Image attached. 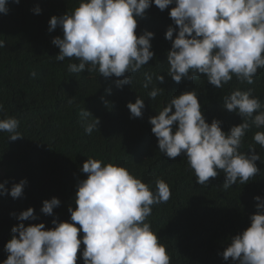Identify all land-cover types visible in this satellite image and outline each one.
Returning a JSON list of instances; mask_svg holds the SVG:
<instances>
[{
	"label": "clouds",
	"instance_id": "1",
	"mask_svg": "<svg viewBox=\"0 0 264 264\" xmlns=\"http://www.w3.org/2000/svg\"><path fill=\"white\" fill-rule=\"evenodd\" d=\"M153 3L160 11L175 5L169 12L174 26L165 33L171 41L167 75L173 81H192L203 75L207 83L222 89L234 77L251 85L264 69V0H79L71 13L49 20V32L60 28L63 33L52 40L59 48L56 61H78L68 64L71 73L87 70L106 79L122 77L115 81L118 88L132 84L130 74L149 65L154 57L151 41L155 33L137 35L138 21ZM7 4L8 0H0V13L8 14ZM33 12L39 15L42 9L37 6ZM3 47L5 41L0 40ZM36 75L31 73L33 78ZM144 76L143 87L152 86L148 96L155 100L164 89L154 86L151 74ZM156 80L163 84L165 77L158 75ZM223 101V109L242 120L227 133L222 121L207 122L194 90L173 96L149 123L159 151L172 160L186 158L196 184L207 186L210 178L223 173L222 187L227 190L260 174L256 164L260 154L254 147L247 152L241 148L250 127L264 129V105L251 89L236 88ZM105 105L110 106L107 101ZM127 108L130 118H142L144 99L137 97ZM0 112H4L3 104ZM79 115L85 133L99 128V119H90V111L82 109ZM19 125L13 116L0 118V132L8 134V141L23 137ZM253 141L264 148V130L256 131ZM80 171L86 178L76 185L75 207L68 208L70 221L53 219L50 229L44 223L26 226L24 221L37 219L33 208L11 213L20 223L11 229L3 264H78L81 258L84 264H170L166 247L148 221L153 206L171 197L167 182L158 178L152 190L127 168L95 158H87ZM27 183L22 179L9 189L5 180L0 183V195L18 199ZM254 199L256 212L249 217L250 226L231 237L219 253L231 264H264V198ZM60 205L59 198L46 199L41 212L53 216Z\"/></svg>",
	"mask_w": 264,
	"mask_h": 264
},
{
	"label": "trees",
	"instance_id": "2",
	"mask_svg": "<svg viewBox=\"0 0 264 264\" xmlns=\"http://www.w3.org/2000/svg\"><path fill=\"white\" fill-rule=\"evenodd\" d=\"M78 3L79 0H20L16 4L8 0V14L0 13V40L5 41V47L0 48V104L4 105L0 118L5 114L17 118L18 131L23 135L8 141V134L0 132V170L9 169L0 176V183L7 180L10 189L13 183L28 181L22 197L0 195V264L8 256L4 248L11 239V229L20 223L11 213L33 208L37 219L24 221L26 226L44 223L50 229L54 227L53 219L70 221L68 208L75 207L76 185L86 178L80 169L87 158L123 166L152 190L158 178L167 182L171 197L153 206L148 221L166 247L170 264H231L219 253L231 237L250 226L249 217L256 212L254 197L264 198V148L253 141V134L264 129L250 127L241 148L247 152L254 147L260 154L261 160L256 161L260 174L245 185L225 190L223 173L210 178L207 186L198 185L186 158L172 160L163 155L149 118L173 96L194 90L207 122L222 121V130L227 133L242 120L223 109V97L236 88L251 89L264 105V69L258 71L251 85L241 84L234 77L222 89L207 83L203 75L192 81H173L167 75L171 41L165 33L173 25L169 12L175 5L160 11L153 3L146 17L138 21L137 35L155 33L151 41L154 57L149 65L130 74L132 84L118 88L115 81L122 77L106 79L87 70L71 73L68 64L78 61H56L59 48L52 40L63 33L60 28L49 32V20L71 13ZM37 6L42 9L39 15L33 12ZM33 71L37 73L34 78ZM145 72L153 76L155 87L164 89L155 100L148 96L152 86L143 87ZM158 75H164L163 84L156 80ZM137 97L144 99L145 108L142 118L133 119L127 104L134 103ZM82 109L92 113L90 119L100 121L99 128L91 134L81 127ZM53 197L59 198L61 205L54 209L53 216L44 215L43 201ZM78 264H84L82 258Z\"/></svg>",
	"mask_w": 264,
	"mask_h": 264
},
{
	"label": "rangeland",
	"instance_id": "3",
	"mask_svg": "<svg viewBox=\"0 0 264 264\" xmlns=\"http://www.w3.org/2000/svg\"><path fill=\"white\" fill-rule=\"evenodd\" d=\"M8 171H9V169H6V171L3 170V169H1V170H0V176L5 175Z\"/></svg>",
	"mask_w": 264,
	"mask_h": 264
}]
</instances>
